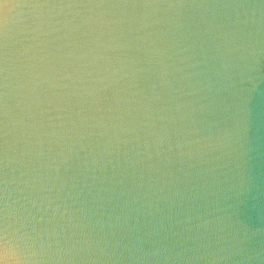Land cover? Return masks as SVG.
Masks as SVG:
<instances>
[{
	"label": "clouds",
	"instance_id": "clouds-1",
	"mask_svg": "<svg viewBox=\"0 0 264 264\" xmlns=\"http://www.w3.org/2000/svg\"><path fill=\"white\" fill-rule=\"evenodd\" d=\"M5 7H7V6H5Z\"/></svg>",
	"mask_w": 264,
	"mask_h": 264
}]
</instances>
